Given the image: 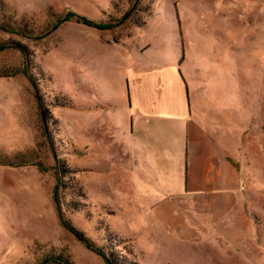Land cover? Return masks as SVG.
I'll return each instance as SVG.
<instances>
[{
  "label": "rangeland",
  "instance_id": "374dc122",
  "mask_svg": "<svg viewBox=\"0 0 264 264\" xmlns=\"http://www.w3.org/2000/svg\"><path fill=\"white\" fill-rule=\"evenodd\" d=\"M140 68L182 74L186 120L131 107ZM189 123L240 195L187 190ZM103 252L264 264V0H0V264H107Z\"/></svg>",
  "mask_w": 264,
  "mask_h": 264
},
{
  "label": "crops",
  "instance_id": "0c3cea01",
  "mask_svg": "<svg viewBox=\"0 0 264 264\" xmlns=\"http://www.w3.org/2000/svg\"><path fill=\"white\" fill-rule=\"evenodd\" d=\"M120 49H122L121 45H106L102 47V52L106 54L111 50ZM141 49L138 47V50ZM181 76L180 72L175 73V71L168 76L163 74L158 76L145 68L138 69L132 76V81L136 83L132 82L131 93L129 90L131 107H139L136 112L144 116L147 114L146 116L167 117L165 119L168 120H186L189 101L185 96L184 78ZM198 129L196 123H189L187 145L196 142L198 149L193 152L191 161H189V148L186 151L184 178L187 190L205 192L207 200L225 192L231 193L230 196H223L227 198L234 197L232 195L234 192L240 195L242 188L240 175L228 163L227 156L219 149H214L207 137Z\"/></svg>",
  "mask_w": 264,
  "mask_h": 264
},
{
  "label": "trees",
  "instance_id": "16d2710c",
  "mask_svg": "<svg viewBox=\"0 0 264 264\" xmlns=\"http://www.w3.org/2000/svg\"><path fill=\"white\" fill-rule=\"evenodd\" d=\"M80 21H81V23L82 24H84V25H87V26H89V27H93V28H95V29H98V30H108V29H111V27L110 26H108V24H102V23H92V22H90V21H87L86 19H82V18H80L79 19ZM62 22H64V20H61L60 21V23H62ZM66 224V223H65ZM67 225V227L69 228V230L78 238V239H83V234H80L77 230H75V229H73L70 225H69V223L68 224H66ZM88 245V247H90L89 246V244H87ZM101 256L105 259V261H106V263L107 264H113V262L112 261H110L108 258H107V254L106 253H101ZM59 264H62V262H58Z\"/></svg>",
  "mask_w": 264,
  "mask_h": 264
}]
</instances>
